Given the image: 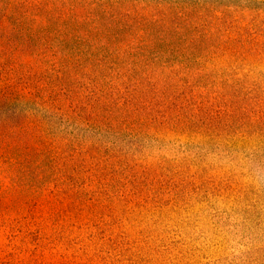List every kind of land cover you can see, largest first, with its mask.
I'll list each match as a JSON object with an SVG mask.
<instances>
[{"label":"trees","instance_id":"16d2710c","mask_svg":"<svg viewBox=\"0 0 264 264\" xmlns=\"http://www.w3.org/2000/svg\"><path fill=\"white\" fill-rule=\"evenodd\" d=\"M222 1L0 0L7 225L79 208L85 217L116 200L133 136L236 141L246 112L264 107L253 80L264 43L245 25L252 7ZM211 100L218 110L206 118ZM250 114L255 136L264 108Z\"/></svg>","mask_w":264,"mask_h":264},{"label":"rangeland","instance_id":"374dc122","mask_svg":"<svg viewBox=\"0 0 264 264\" xmlns=\"http://www.w3.org/2000/svg\"><path fill=\"white\" fill-rule=\"evenodd\" d=\"M222 4L252 7L245 25L253 23L264 43V0ZM253 71L264 100V62ZM204 105L213 118L217 101ZM263 108L246 112L232 144L230 137L224 144L152 133L128 138L116 200L48 223L41 215L35 224L0 218V264H264V119L255 136L245 130L250 113Z\"/></svg>","mask_w":264,"mask_h":264}]
</instances>
